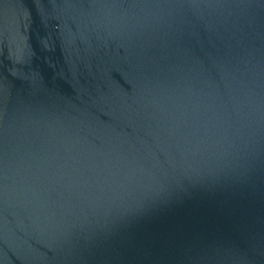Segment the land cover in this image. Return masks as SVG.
Segmentation results:
<instances>
[{
    "label": "water",
    "instance_id": "1",
    "mask_svg": "<svg viewBox=\"0 0 264 264\" xmlns=\"http://www.w3.org/2000/svg\"><path fill=\"white\" fill-rule=\"evenodd\" d=\"M0 264H264V0H0Z\"/></svg>",
    "mask_w": 264,
    "mask_h": 264
}]
</instances>
